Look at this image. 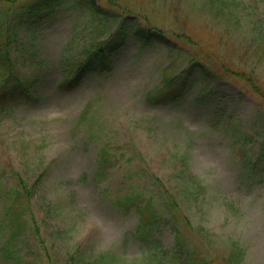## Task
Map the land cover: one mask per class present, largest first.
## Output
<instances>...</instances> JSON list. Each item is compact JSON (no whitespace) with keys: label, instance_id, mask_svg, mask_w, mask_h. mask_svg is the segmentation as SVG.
I'll list each match as a JSON object with an SVG mask.
<instances>
[{"label":"rangeland","instance_id":"1","mask_svg":"<svg viewBox=\"0 0 264 264\" xmlns=\"http://www.w3.org/2000/svg\"><path fill=\"white\" fill-rule=\"evenodd\" d=\"M102 4L142 25L185 32L208 47L211 59L205 58L216 73L224 62L250 74L264 91V0ZM115 26L67 0L54 18L10 41L13 69L41 79L35 87L41 98L0 110L1 183L22 178L40 189L13 208L22 227L16 239H10L7 213L12 199L0 190V264H64L77 246L111 255L107 264H154L132 238L135 207L144 203L146 218L156 212L168 220L159 235L164 250L173 248L176 228L180 245L210 264H264V101L246 81L221 71L222 81L206 96L193 84L177 103L151 105L147 93L199 51L182 42L169 55L133 39L105 73L59 91L62 75ZM6 30L4 23L0 45ZM7 74L0 68V82ZM3 245L14 253L6 255Z\"/></svg>","mask_w":264,"mask_h":264},{"label":"trees","instance_id":"2","mask_svg":"<svg viewBox=\"0 0 264 264\" xmlns=\"http://www.w3.org/2000/svg\"><path fill=\"white\" fill-rule=\"evenodd\" d=\"M66 1L0 0V17L5 21L0 22V27L4 23L7 26L5 43L0 45V68L8 71L7 76H4L0 82V110L8 106L30 103L32 100L41 98V94L35 88L41 79L36 76H19L13 69L9 58L10 41H15L20 30H24L27 33L33 32V30H37L39 26L44 24L46 20L54 18ZM74 1L77 6L88 9L89 13L100 21H114L116 26L106 39L94 46L85 61L74 62V70L70 69L66 75H62L57 85L59 91L67 92L79 86L81 81L89 74L105 73L111 67V57L116 55L128 40L133 39L141 47L161 46L169 55L177 52L182 45L181 43L186 42L191 46H196L199 53L204 55L199 58L197 57L199 53L192 54L187 66L181 69L179 73L171 77H163L160 86L155 87L146 95L147 101L151 105L163 106L177 103L193 84H199L201 94L206 96L209 92H212V88L217 87V84L222 81L220 79V75H223L221 71H225L226 75L235 76L246 81L256 98L264 101V91L260 89L250 74L229 68L221 61L218 64L220 73H216L218 70L210 68L205 58L206 54L209 57L208 47L193 40L185 32L169 34L155 26L142 25L129 12L122 11L119 13L104 6L102 4L104 0ZM238 91L239 93L243 92L240 88ZM228 118H231V114ZM101 158L103 159V157ZM260 159L259 156L251 163V167L246 170L254 171L255 166L260 163ZM3 177L4 174L1 172L0 190L3 191V196L6 198L8 196V198L12 199L11 205L7 207V213H10L12 218L10 239H16L19 236L16 233L21 231L22 227L17 221L18 213L13 212V208H15V205L17 206V203L21 202V199H25L27 202L30 201V198L39 191L40 187L39 185L29 187L22 178H19L16 184L3 186L1 183ZM166 205L174 210V204L171 200L166 201ZM145 207L146 203L135 207L139 213V222L132 234V238L144 246L154 264H210L197 253L187 251L185 247L180 245L176 228L172 229L174 235L173 248L169 251L164 250L159 235L161 228L168 225V220L165 215H160L156 212H152L146 218L142 211ZM21 210L24 209L21 207L20 213H22ZM3 248L8 256L14 253L9 246L3 245ZM110 258L111 255L109 254L100 253L93 255L88 253L82 246H77L74 254L70 255V262L64 264H107ZM20 264H29V261H20Z\"/></svg>","mask_w":264,"mask_h":264}]
</instances>
